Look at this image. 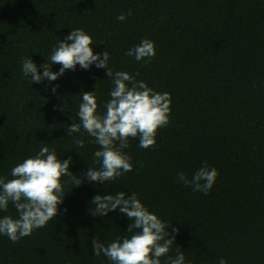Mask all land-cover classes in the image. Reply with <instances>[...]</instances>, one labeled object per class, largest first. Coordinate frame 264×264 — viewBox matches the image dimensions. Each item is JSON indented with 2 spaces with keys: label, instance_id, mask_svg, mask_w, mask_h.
Returning a JSON list of instances; mask_svg holds the SVG:
<instances>
[{
  "label": "trees",
  "instance_id": "16d2710c",
  "mask_svg": "<svg viewBox=\"0 0 264 264\" xmlns=\"http://www.w3.org/2000/svg\"><path fill=\"white\" fill-rule=\"evenodd\" d=\"M120 13L125 20L116 19ZM77 28L92 37L94 53L108 50L114 72L171 97L169 123L157 129L155 146L129 138L123 151L132 171L104 184L84 177L90 166L100 167L93 156L99 145L82 127L71 135L67 128L80 122L84 91L95 90L97 112L106 111L113 87L106 69L77 65L51 83H31L22 71L23 58L42 71ZM145 38L155 45L150 62L124 55ZM77 139L84 147L76 148ZM43 146L58 159L71 156L69 170L83 183L73 187L61 177L66 194L46 226L17 242L0 234V264H113L93 254L91 239L107 246L130 237L131 221L118 209L91 215L90 201L118 191L135 192L178 227L173 258L180 251L185 264H264V0H0V176L10 179L11 169ZM204 162L218 171L207 194L178 178L183 172L190 179ZM4 215L18 218L11 202Z\"/></svg>",
  "mask_w": 264,
  "mask_h": 264
},
{
  "label": "clouds",
  "instance_id": "9594fccd",
  "mask_svg": "<svg viewBox=\"0 0 264 264\" xmlns=\"http://www.w3.org/2000/svg\"><path fill=\"white\" fill-rule=\"evenodd\" d=\"M127 15H131V10ZM116 19L125 20V13H120ZM92 44V37L83 29H72L53 48L48 57L50 63L40 65L42 71L38 70L32 59L23 58L21 63L22 71L25 76L30 75L31 83H51L66 70L75 71L77 65L84 70H88L93 64L97 68L106 69L105 76L113 84L109 91L111 98L104 105L106 111L103 114L97 112L95 90L84 91L77 113L80 122H73L67 128V134L71 135L81 132L82 127L88 136L94 138L93 142L99 145L93 156L100 167L90 166L84 177L89 183L104 184L132 171L131 157L123 151L129 147V138H138V146L141 148L155 146L157 129L169 123L171 97L168 92H156L145 81H137L135 76L126 71L114 72L108 67V50L94 53ZM155 54L154 42L146 38L124 53L125 56L134 57L136 61L144 60L146 63ZM52 64H59V70L52 71ZM58 87L59 85L52 87L53 94ZM49 127L52 128V125ZM75 145L77 149L82 148L84 141L77 139ZM72 163L71 156L58 159L54 149L43 146L35 156L16 164L11 169L10 179L0 176V211L6 212L11 202L18 213V218L11 215L0 218V234L17 242L56 217L58 205L63 203L66 194L61 177H69L73 187H79L83 183L80 176L77 178L69 170ZM217 176V169H209L207 162L190 179L183 172L178 173L179 181L185 187L204 194L211 190ZM90 204L95 205L91 215L104 217L108 212L118 209L131 221L126 230L131 233L130 237L117 238L105 246L93 236L91 243L95 256L103 253L113 264H161V257L164 256H167L165 264H185L183 252L178 251L174 258L168 255L178 227L149 211L135 192L129 195L124 191H118L114 195L96 194L91 198ZM169 228L171 231H166ZM219 264L227 262L221 258Z\"/></svg>",
  "mask_w": 264,
  "mask_h": 264
}]
</instances>
